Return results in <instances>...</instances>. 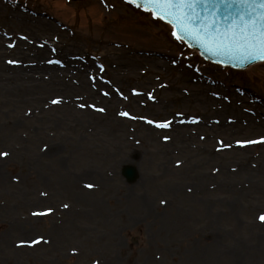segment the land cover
Wrapping results in <instances>:
<instances>
[{
  "label": "rangeland",
  "instance_id": "1",
  "mask_svg": "<svg viewBox=\"0 0 264 264\" xmlns=\"http://www.w3.org/2000/svg\"><path fill=\"white\" fill-rule=\"evenodd\" d=\"M56 1L0 0V153H8L0 155V264H264V145H234L263 134L242 124L264 116V105L240 102L234 119L205 116L192 94L193 81L207 77L200 98L225 102L242 89L264 101V61L247 69L208 61L126 0H104L96 14L97 0H65L71 17L61 28L11 19L27 6L45 21ZM27 26L30 34L6 31ZM121 27V44L106 52L98 40ZM131 31L163 49L114 80L128 68ZM64 46L73 48L74 77L59 61L70 56ZM125 165L137 169L132 182Z\"/></svg>",
  "mask_w": 264,
  "mask_h": 264
},
{
  "label": "snow or ice",
  "instance_id": "2",
  "mask_svg": "<svg viewBox=\"0 0 264 264\" xmlns=\"http://www.w3.org/2000/svg\"><path fill=\"white\" fill-rule=\"evenodd\" d=\"M137 7L149 10L156 18L167 19L173 25V35L183 37L180 32L198 40L208 51L216 55H225L241 61L258 59L264 61V0H231L240 5V11L230 23L223 27L217 22V14L222 10L216 7L217 0H129ZM229 4L230 0H218ZM206 5L212 8L208 15L197 12V8ZM208 8H205L207 11ZM9 63H17L9 61ZM54 100L53 103H60ZM83 107V105H81ZM104 111V109H98ZM128 116L129 113H121ZM149 123H156L149 121ZM157 127L167 128L170 122L156 123ZM264 142V138H262ZM244 145L252 141H238ZM7 156L8 153H0ZM91 188L93 185H87ZM67 207V205H65ZM51 211V210H49ZM44 214V213H35ZM259 219L264 222V214Z\"/></svg>",
  "mask_w": 264,
  "mask_h": 264
},
{
  "label": "bare ground",
  "instance_id": "3",
  "mask_svg": "<svg viewBox=\"0 0 264 264\" xmlns=\"http://www.w3.org/2000/svg\"><path fill=\"white\" fill-rule=\"evenodd\" d=\"M96 3H97V5L94 6L92 9L93 14L99 13L102 9V6H103V8H104V6H106L105 5L106 2L104 0H97ZM28 8L29 7L24 6V10L26 11V13H21V12L11 13L10 14L11 19L14 21L17 20L22 25L31 24L33 21L34 22H36V21L42 22L43 21L44 23H47V24H53V22H55V24L60 25V26H58L60 28H61V26H64L70 22V17H71L70 16V9H69L65 0H57L56 1V5H55V7H53V11H54L53 13L54 14L52 16H47V19H45V21H44L43 16L39 17V14L42 15V13L39 12V14H38V12H35L34 10L28 9ZM48 20H50V21H48ZM98 27H101V26L98 24ZM28 29H30V28L27 26L25 31L20 30L18 28L7 29L6 31L13 34V35H19L20 32L25 33V34H30ZM131 30L133 31L134 29H131ZM127 31L128 30H126L125 27L118 28V30L117 29L116 30L113 29L112 31L108 30L106 33V36L103 39L98 40L100 47H103L106 52L112 53V51L115 50L114 49L115 45L121 44V41L119 40V38L124 36V33L125 32L127 33ZM111 35H113L116 38L115 41L111 40V39H113V38H111ZM126 41L128 43H130V46L128 47V49L130 50V53H131V55H129L128 58L126 57V59L124 60V61H128V68L117 70L114 73V80H117L118 77H123L126 73H128V74L129 73H138L140 70L137 68L140 65L144 64V59L149 57L148 55H151V54L153 55L154 52L157 53L158 49H161V50L163 49V47L160 45V43L155 42L154 40H151L149 38H145V39H143L142 37L137 38L136 33H134V32H132V35H129V38ZM26 42H27V43H25L26 49L28 48V49L35 50V51L37 50L39 52V50L34 46V44L31 41L27 40ZM36 46L40 47L39 44H37V43H36ZM65 48H66V46H64V49ZM57 50H59L60 53H62V51H63L62 48L57 49ZM66 50L68 51V54L70 56L63 57V56L59 55V59H60L59 61L61 62V65H63V67H65L67 75L74 77L73 73H76L75 71H77V72H79V71L76 69V66L73 65L74 64L73 60L75 59V58H73V48H72V51H71L70 47H67ZM138 53H141L143 55H140ZM164 53L165 54H163L161 56L168 57V56L172 55V53H169L168 51H165ZM44 58H49L48 60L44 59L45 61H50V60L53 61V59L50 56L44 57ZM85 74L83 76H85ZM75 77L78 79L79 76H75ZM207 80H208L207 77L206 78H204V77L203 78L202 77L196 78L193 81L194 87L192 88V90H193L192 94L195 95L194 97L196 99H201L204 102L205 108L203 110V114L205 116H217L218 115L220 117V115H223L224 117H226L227 113H229L228 116L229 117L231 116L232 119H234V118H236V116H240V108H239L240 102L249 101V103H251L253 105H255L256 103H261L262 105H264V101H261V99L258 98L254 92H252V91L247 92V91H244L242 89H236L238 91L237 95L235 94V97H233L231 100H226L225 102H218L216 100L217 97L220 96L218 91H217L218 96L214 97L216 100L215 103L212 102L211 98H207V97L200 98L201 94L204 92L205 81H207ZM53 83L56 84L55 82H53ZM82 84L85 85V87H87V84L85 83V81H82ZM170 87L175 88V89H176V87L179 88V86H170ZM77 88H80V87L75 86L73 89H77ZM94 90L95 91L99 90L101 95H104V96H108L110 94H112V96H114L116 94V95L120 96L121 98H125V96H124L125 94H121V93L119 94L118 91H115V90H112L111 92L107 89H94ZM130 92H131V96L136 98L135 95L140 94L141 91H139L137 87L132 86V87H130ZM85 93H88V92L85 90ZM92 93L95 95V93L93 91H92ZM112 98L113 97H111L110 99H103V101L107 104L109 102L114 101ZM83 99H85L84 94L81 97V100H83ZM116 105L117 104H115L114 106H116ZM112 108H114V107H112ZM238 110H239V112H238V114H236L235 111H238ZM121 113H125V111H123L121 108L117 112H115V114L119 118L127 119L128 122L133 121L131 119V116H129V115L124 116V115H121ZM143 120H144L143 124H149V122L146 119H143ZM207 120L210 121V119H207ZM243 120H242V122H243ZM212 121H213V119L210 121V123H212ZM216 121L221 123L220 119L216 120ZM245 121L246 122L244 124H242L243 126L251 125V127H253V129L256 130L255 132H258V134L263 132V134H261L257 137H254V139H257L256 142H254L252 140V138H253L252 137L248 141H252L253 143H247V144L252 145V146H263L264 142H262V138H264V116L259 115V114H249L247 120L245 119ZM174 124H175V121L170 120V126H172ZM205 124H206V122H205ZM216 127L220 128L221 125L216 124ZM189 136H190V138H192V142H194L196 140V139H194V136H191V135H189ZM196 141H198V139ZM238 141H242V140L235 141L234 145L242 146L241 144L237 143ZM243 141H245V140H243ZM202 146H203V149L206 148V145L202 144ZM224 146L229 147L226 145H224ZM234 148L235 147L233 146V149ZM212 152H214L213 148H212ZM225 153L230 154L231 152L226 151V152H223L221 154L225 155ZM246 159L247 158H245V160Z\"/></svg>",
  "mask_w": 264,
  "mask_h": 264
},
{
  "label": "water",
  "instance_id": "4",
  "mask_svg": "<svg viewBox=\"0 0 264 264\" xmlns=\"http://www.w3.org/2000/svg\"><path fill=\"white\" fill-rule=\"evenodd\" d=\"M215 6L219 7L222 10V14H217V16L215 17L217 22L221 25V27H223L227 23H230L231 20L234 19L237 13L240 11V5L238 3H232L231 0L229 4H221L217 0V5ZM206 7L208 8L207 11H205ZM211 10L212 8L206 5H201L199 8H197L196 11L203 15H208V13L211 12ZM164 20L168 22L167 19ZM179 35L182 36L183 39L186 40L192 47H197L206 58H210V59L221 58L223 60L225 59L226 62L242 68H245L248 65L253 64L257 61H260L258 59H254L250 61L248 60L241 61L225 55H216L208 51L198 40L194 39L190 35H186L183 32H180ZM123 174L127 177L129 181H133L136 178V170L133 166H126L123 170Z\"/></svg>",
  "mask_w": 264,
  "mask_h": 264
}]
</instances>
